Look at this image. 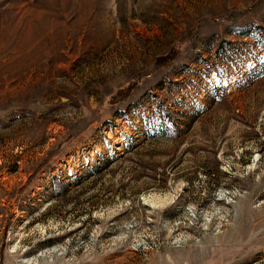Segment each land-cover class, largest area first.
Segmentation results:
<instances>
[{
	"label": "rangeland",
	"instance_id": "374dc122",
	"mask_svg": "<svg viewBox=\"0 0 264 264\" xmlns=\"http://www.w3.org/2000/svg\"><path fill=\"white\" fill-rule=\"evenodd\" d=\"M0 264H264V0H0Z\"/></svg>",
	"mask_w": 264,
	"mask_h": 264
},
{
	"label": "trees",
	"instance_id": "16d2710c",
	"mask_svg": "<svg viewBox=\"0 0 264 264\" xmlns=\"http://www.w3.org/2000/svg\"><path fill=\"white\" fill-rule=\"evenodd\" d=\"M165 130H167V129H165ZM167 135V134H166Z\"/></svg>",
	"mask_w": 264,
	"mask_h": 264
}]
</instances>
